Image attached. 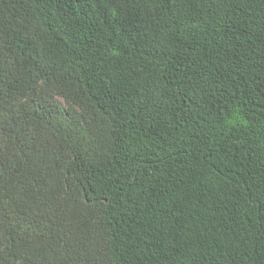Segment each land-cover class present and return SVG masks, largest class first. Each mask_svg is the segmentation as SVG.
<instances>
[{"label": "trees", "instance_id": "16d2710c", "mask_svg": "<svg viewBox=\"0 0 264 264\" xmlns=\"http://www.w3.org/2000/svg\"><path fill=\"white\" fill-rule=\"evenodd\" d=\"M0 264H264V0H0Z\"/></svg>", "mask_w": 264, "mask_h": 264}]
</instances>
